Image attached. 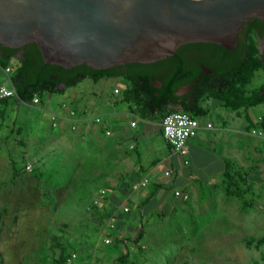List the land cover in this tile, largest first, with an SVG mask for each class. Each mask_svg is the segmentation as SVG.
<instances>
[{"label":"rangeland","instance_id":"rangeland-1","mask_svg":"<svg viewBox=\"0 0 264 264\" xmlns=\"http://www.w3.org/2000/svg\"><path fill=\"white\" fill-rule=\"evenodd\" d=\"M10 65L17 69L18 61ZM127 83L120 80L113 88ZM263 85L259 71L248 92ZM78 91L79 86L45 95L44 111L15 100L6 106L0 99V264H61L74 251L86 264H264V133H253L260 131L264 106L241 110L229 120L241 131L236 147L241 151L233 153L223 177L198 198L190 197L179 216L149 225L140 241L139 232L132 231L114 246L104 242L113 219L94 202L106 183L79 180V149L67 148L45 113L66 117L72 109L68 97ZM212 102L205 100L202 107L224 123L225 109ZM120 107L129 110L128 104ZM67 123L70 130L76 124ZM29 164L33 172L27 171ZM228 186L241 187L245 200L228 196ZM114 247L120 253L107 257Z\"/></svg>","mask_w":264,"mask_h":264},{"label":"water","instance_id":"water-1","mask_svg":"<svg viewBox=\"0 0 264 264\" xmlns=\"http://www.w3.org/2000/svg\"><path fill=\"white\" fill-rule=\"evenodd\" d=\"M255 19L264 22V0H0V45L36 44L47 65L105 71L156 64L192 44L234 51ZM259 46L263 55L264 36Z\"/></svg>","mask_w":264,"mask_h":264},{"label":"crops","instance_id":"crops-1","mask_svg":"<svg viewBox=\"0 0 264 264\" xmlns=\"http://www.w3.org/2000/svg\"><path fill=\"white\" fill-rule=\"evenodd\" d=\"M13 59L19 64V58ZM120 80L125 79L118 77L99 82H81L79 91L68 97V105L72 108L68 109L76 111L80 117L77 130H70V124L65 120L60 121L57 127L60 130L58 136L66 139L67 148L73 151L79 149V180L95 183L103 179L106 183L104 188L96 191L94 202L99 201L102 211L116 222L111 244L114 246L118 239L132 231L136 235L141 228L145 232L149 225L162 222L163 218L179 216L184 212V203L175 198L174 190L184 191L191 199L198 198L203 188L224 176L233 153L241 151V148L236 149L237 141H241V131H234L229 122H234L236 115L224 110L221 113L224 123L216 122L212 115L200 119L202 126L212 123L214 129L204 128L190 141V164L185 165V160L175 155L164 139L160 117L142 120L129 105V110L121 109V103L127 105L122 100L129 84L113 88ZM78 86L71 90H76ZM116 90L120 91V96L115 95ZM212 103L214 108L219 107L217 103ZM40 109L47 110L42 105ZM45 113L49 115L48 123L51 126L53 113ZM97 117L110 124L114 131L112 137H107L101 126L95 124L94 119ZM135 122L137 126L132 127ZM38 132L40 134L42 131ZM74 134L73 138L76 139H70L69 136ZM90 163L97 167H88ZM167 172H171V177H166ZM144 180L150 181L149 187L134 191L133 186ZM102 190L107 191L104 198L100 196ZM125 207H129V213L124 212ZM105 236L108 237V232ZM113 250L107 257L113 252L111 257L120 253L115 247ZM71 253L79 255L78 264H86L83 255L75 251Z\"/></svg>","mask_w":264,"mask_h":264},{"label":"trees","instance_id":"trees-1","mask_svg":"<svg viewBox=\"0 0 264 264\" xmlns=\"http://www.w3.org/2000/svg\"><path fill=\"white\" fill-rule=\"evenodd\" d=\"M257 35L253 34L247 43L240 40L239 47L234 51L213 44H192L180 48L175 57L156 64H129L105 71H96L88 66L69 70L47 65L36 44L20 50L0 45V67L10 66L11 59L21 55L12 75L19 99L1 101L6 106L13 100L32 105L34 98L39 97L42 105L45 95L64 94L66 91L57 90L63 85L72 89L85 80L99 82L122 77L129 84V88L123 92L122 102L127 103L143 120L160 117L162 121L167 115L179 112L176 109L178 107L200 120L209 116V111L202 107V103L208 99L227 112L237 114L241 110L264 106V85L258 92H248L256 73L264 72V53L261 55L258 48L263 34ZM192 53L198 54V57L190 60L185 58V54ZM203 63L211 66L214 74L202 75L200 66ZM190 85L193 87L191 91L180 95V91ZM246 119L249 121L250 117L246 116ZM259 128L264 133V117ZM226 191L230 197L245 200V191L239 186H228ZM144 235V228H141L136 242Z\"/></svg>","mask_w":264,"mask_h":264},{"label":"built area","instance_id":"built-area-1","mask_svg":"<svg viewBox=\"0 0 264 264\" xmlns=\"http://www.w3.org/2000/svg\"><path fill=\"white\" fill-rule=\"evenodd\" d=\"M17 67V66H16ZM1 72L3 74V80L0 81V99H15L18 100V93L17 89L13 83L12 75L15 72L16 69H14L11 65L10 67H0ZM116 96H120V91H115ZM33 106L39 107L41 106V100L39 97H35L32 103ZM66 109V105L63 107ZM69 112L66 117H61L56 114H53L51 119V124L53 127L57 128L60 121L65 120V122H74L72 126V131L77 130V124L79 123V115L76 111L68 109ZM141 120V119H140ZM143 120V119H142ZM94 122L96 125L101 126V128L104 131V134L107 137H112L114 134V131L110 124L105 121L101 117H97L94 119ZM137 123H132V127H136ZM161 128L163 137L168 143V145L172 148L173 153L177 156L182 157L185 160V165H189V143L191 140L195 139L199 133L205 128L208 130H213L214 125L212 123H207V125L204 127L202 126L199 119L192 117L190 114H186L182 111L171 113L167 115L163 120L161 121ZM254 135H262V131H253ZM28 172L34 171V166L29 164L27 166ZM171 172L166 173V177H171ZM150 181L144 180L140 182L139 184H136L133 186L134 191H139L143 189H147L149 187ZM107 191L102 190L100 192L101 197H106ZM174 196L177 200L181 201L182 203H187L190 201V195L185 193L182 190H174ZM96 205H99V201L95 202ZM125 213H129L130 209L129 207L124 208ZM116 231V222L112 221L109 225V231H108V237L105 239L106 245H111L113 243V232ZM79 255L77 253H71L68 258L65 260L64 264H78Z\"/></svg>","mask_w":264,"mask_h":264},{"label":"flooded vegetation","instance_id":"flooded-vegetation-1","mask_svg":"<svg viewBox=\"0 0 264 264\" xmlns=\"http://www.w3.org/2000/svg\"><path fill=\"white\" fill-rule=\"evenodd\" d=\"M260 33L263 34V36H264V22L259 20V19H255L252 23H249V26H246L244 28V30L242 31L241 41H243L244 43H247L248 40L253 37V34L256 37H258L257 34H260ZM263 36L260 37V39L263 38ZM259 45H260V40H259ZM195 57H198V54H196V53L185 54V58L188 60L194 59ZM200 67H201V71L203 73L202 75H204V76H210V75L214 74V72H215L214 69L211 66H208L207 64L203 63V64H201ZM156 85L160 86L158 83H156ZM192 88L193 87L190 85V86L183 88L182 90L189 89L188 91L185 92V93H187V92L191 91Z\"/></svg>","mask_w":264,"mask_h":264},{"label":"bare ground","instance_id":"bare-ground-1","mask_svg":"<svg viewBox=\"0 0 264 264\" xmlns=\"http://www.w3.org/2000/svg\"><path fill=\"white\" fill-rule=\"evenodd\" d=\"M79 115V114H78Z\"/></svg>","mask_w":264,"mask_h":264}]
</instances>
